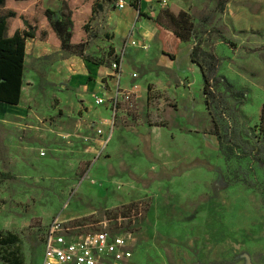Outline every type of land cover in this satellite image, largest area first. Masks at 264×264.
<instances>
[{"label":"rangeland","instance_id":"rangeland-1","mask_svg":"<svg viewBox=\"0 0 264 264\" xmlns=\"http://www.w3.org/2000/svg\"><path fill=\"white\" fill-rule=\"evenodd\" d=\"M126 1L118 15L130 10L134 17L132 7L141 3V18L168 28L163 12L177 14L184 4ZM188 4L183 11L194 24L201 12L214 16L201 44L217 55V74L244 91L242 104L232 101L239 128L254 140L264 104V0H227L221 13L213 11L215 0ZM115 5L7 0L0 7L16 13L9 34L23 26V15L43 32L26 40L19 104L0 103V264H40L44 232L57 217L75 233L128 236V255L109 264H264V167L251 156L226 160L219 151L201 71L188 57L194 41L181 42L169 60L151 42L149 23L140 22L141 35L136 30L133 37L148 50L125 47L115 34ZM66 15L75 18L71 42L85 41L83 57L63 49L53 29ZM122 54L138 79L117 84L139 87L136 103L120 107L110 132L101 120L111 116L94 104L96 95L110 93L90 89L89 70H80L109 67ZM98 126L109 141L96 156Z\"/></svg>","mask_w":264,"mask_h":264},{"label":"trees","instance_id":"trees-1","mask_svg":"<svg viewBox=\"0 0 264 264\" xmlns=\"http://www.w3.org/2000/svg\"><path fill=\"white\" fill-rule=\"evenodd\" d=\"M15 1L31 2L36 0ZM5 2L7 0H0V7ZM215 2L213 11L223 12L227 0H215ZM163 13L172 21L173 26V28H168L160 24L157 19L154 21L159 30L157 39L161 44V53L164 56L174 60L179 42L188 39L194 41L189 60L201 71L204 107L211 120V134L217 137L219 151L226 160L232 157L251 156L254 162L260 167H264V104L260 109L259 122L255 125L257 135L252 140L247 129L239 128L238 106L232 101L236 100L242 104L245 99L244 91L237 90L226 78L217 74L219 66L217 55L202 47L201 35L212 32L209 26L213 23V14L201 12L198 16L199 23L194 24L183 10L177 14L168 10ZM15 14L11 10L6 14L0 13V103L8 105H17L21 100L26 40L28 38L35 39L43 33L41 25L36 20L23 15V26L9 34L8 18L14 17ZM139 15L141 14L139 13ZM74 20L75 18L66 15L62 23L55 20L52 22V26L59 35L61 47L83 57L85 41L75 44L70 40L73 31L77 32L74 29ZM115 60L120 61L118 57ZM12 264H21V260L17 258Z\"/></svg>","mask_w":264,"mask_h":264},{"label":"built area","instance_id":"built-area-1","mask_svg":"<svg viewBox=\"0 0 264 264\" xmlns=\"http://www.w3.org/2000/svg\"><path fill=\"white\" fill-rule=\"evenodd\" d=\"M163 5L166 0H162ZM129 5L125 0H116V8L122 9ZM133 30L124 38L125 47H139L141 50H147L148 44L135 39ZM112 76L115 78L114 93L106 99L105 96H96L94 104L96 106H108L111 112V118L101 120L102 125L113 131V119L120 107L126 110L131 109L136 103L139 84L134 83L132 86L123 88L119 87L118 80L121 73V62L113 61L110 64ZM130 77L136 79L137 72H131ZM106 129L97 127L99 138V151L106 148L109 136H106ZM130 238L123 232H108L103 229L94 232L75 233L70 230L57 217L53 218L44 232L42 247V260L40 264H109L112 260L120 257H126V249L130 246ZM117 264V263H116Z\"/></svg>","mask_w":264,"mask_h":264},{"label":"crops","instance_id":"crops-1","mask_svg":"<svg viewBox=\"0 0 264 264\" xmlns=\"http://www.w3.org/2000/svg\"><path fill=\"white\" fill-rule=\"evenodd\" d=\"M126 1V0H125ZM141 1V0H140ZM157 1V5H159V6H157V7H163V6H166L167 5V2H166V4L165 5H163L159 0H156ZM183 2H184V4L183 5H178L179 6V9H178V11L177 12H179L180 10H186V8H188L189 7V1H191V0H182ZM127 2V1H126ZM142 2H143V0H142ZM129 6H130V4H129ZM153 5H150L149 6V8H151ZM132 7V6H131ZM186 7V8H185ZM124 8H126V7H124ZM124 8H122V9H124ZM116 9H118V8H116ZM122 9H118V11H117V13H116V21H115V34L118 36V37H120L121 38V41L128 35V33L131 31V30H133V33H134V35H135V33L137 32L136 30H138L139 31V33H140V35H141V30L139 29V27L136 25L137 23H140V22H148L149 23V25H150V27H151V29H152V31L154 32L155 31V39L153 40L152 38H153V35H154V33L152 32L151 33V42L153 41V42H155V40L157 41V43L159 44V47H160V53H161V44H160V42L158 41V34H159V30L157 29V26L154 24V22H153V24H152V22L150 21H147V20H145L144 18H141L140 17V15H139V12H142V10H141V3H140V5H137L136 6V8H133L132 7V9L135 11V15H134V17L132 16V14H131V11L129 10L128 11V13L125 15V13H121V15H118V12L120 11V10H122ZM123 12V11H122ZM143 36V35H142ZM181 42H179V44H180ZM179 44H178V46H177V49H176V55H175V58H174V60H172V61H175L176 60V58H177V55H178V47H179ZM148 48H149V45H148ZM148 50V49H147ZM189 55H190V53H189ZM189 55H188V57H189ZM161 56H163L164 57V55L161 53ZM169 59V58H168ZM169 60H171V59H169ZM190 61V60H189ZM120 62H121V68H122V70H121V73H120V78H119V80H121L122 78H123V80L124 79H128L129 81H133V80H136V79H138V77L136 78V79H132L131 77H130V73L131 72H136V71H134V70H132L131 68H130V63H128V61H127V58H126V56H124L123 54L120 56ZM194 65V64H193ZM92 66L93 67H95V68H91L90 66H88V67H83V69H81L80 70V72H85V71H87V69L89 70L88 71V76L90 77V79H89V82H88V87L90 88V89H101V90H103L104 92H107V93H110V95L109 96H106V94L105 95H103V96H105L106 97V99H108L109 97H111L112 95H113V93H114V86H115V78L112 76V69L110 68V66L109 67H107V66H103V65H93L92 64ZM138 74V73H137ZM22 88H23V85H22ZM111 91V92H110ZM103 92V93H104ZM102 94H99V95H96V96H101ZM21 99H22V93H21ZM108 102H106V104L105 105H101L100 107H103L104 108V110L106 111V112H108V115H110L111 116V112H110V108H109V106H108V104H107ZM19 104V103H18ZM17 104V105H18ZM1 105V104H0ZM17 105H15V106H13V107H16ZM11 106L12 105H1V107H8V108H11ZM119 111V110H118ZM117 111V112H118ZM102 119H104V118H102ZM113 132V131H112ZM97 137H98V143H99V138H100V136H98L97 135Z\"/></svg>","mask_w":264,"mask_h":264}]
</instances>
